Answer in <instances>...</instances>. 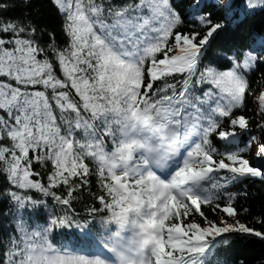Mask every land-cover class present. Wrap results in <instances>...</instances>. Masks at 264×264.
<instances>
[{"label": "snow or ice", "instance_id": "1", "mask_svg": "<svg viewBox=\"0 0 264 264\" xmlns=\"http://www.w3.org/2000/svg\"><path fill=\"white\" fill-rule=\"evenodd\" d=\"M41 6L0 0V264H264V0Z\"/></svg>", "mask_w": 264, "mask_h": 264}, {"label": "trees", "instance_id": "2", "mask_svg": "<svg viewBox=\"0 0 264 264\" xmlns=\"http://www.w3.org/2000/svg\"><path fill=\"white\" fill-rule=\"evenodd\" d=\"M42 2L43 0H35L36 3V7L38 8V10L41 12L42 15L47 16L48 15V10L46 7H42ZM19 13H13V15H18ZM260 21L256 20V21H250L249 22V30L251 29L253 24L259 25ZM251 191L254 193H257L259 196H261V198L256 199L255 202L250 201L249 204L250 206L258 209L259 207H261L262 204H264V193H261V185L256 184L255 186H253L251 188ZM245 219L251 220L252 217H244ZM231 253H225L224 255H230Z\"/></svg>", "mask_w": 264, "mask_h": 264}]
</instances>
